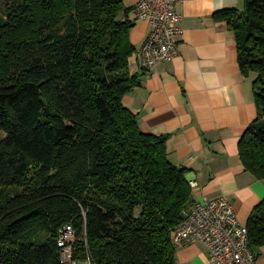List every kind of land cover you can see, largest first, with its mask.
Listing matches in <instances>:
<instances>
[{
    "label": "trees",
    "instance_id": "1",
    "mask_svg": "<svg viewBox=\"0 0 264 264\" xmlns=\"http://www.w3.org/2000/svg\"><path fill=\"white\" fill-rule=\"evenodd\" d=\"M124 0H0V264H176L174 232L195 202L168 134L141 130L124 101L141 85ZM234 31L259 116L241 137L264 180V0L215 14ZM264 245V199L247 222Z\"/></svg>",
    "mask_w": 264,
    "mask_h": 264
},
{
    "label": "crops",
    "instance_id": "2",
    "mask_svg": "<svg viewBox=\"0 0 264 264\" xmlns=\"http://www.w3.org/2000/svg\"><path fill=\"white\" fill-rule=\"evenodd\" d=\"M138 2L124 0L131 8L127 16L135 22L130 37L138 48L130 68L141 80L125 96V104L137 114L143 132L169 135V158L189 169L196 201L226 197L240 223L247 225L264 199V180L246 170L239 154L241 137L259 116L255 75L244 77L235 33L226 21L215 19L224 9H244L245 0L176 2L182 16L176 36L179 54L151 70L141 62L150 24L138 18ZM257 256V264H264V245ZM176 264L213 263L207 247L196 242L177 245Z\"/></svg>",
    "mask_w": 264,
    "mask_h": 264
},
{
    "label": "built area",
    "instance_id": "3",
    "mask_svg": "<svg viewBox=\"0 0 264 264\" xmlns=\"http://www.w3.org/2000/svg\"><path fill=\"white\" fill-rule=\"evenodd\" d=\"M185 0H139L134 10L139 19L150 24V31L141 47L142 66L151 70L159 63L179 54L176 36L181 31V14L175 3ZM75 230L66 225L61 231L63 264H93L74 257ZM177 245L203 243L213 264H257V252L249 244L248 227L240 223L234 207L226 197L196 201L174 232Z\"/></svg>",
    "mask_w": 264,
    "mask_h": 264
}]
</instances>
